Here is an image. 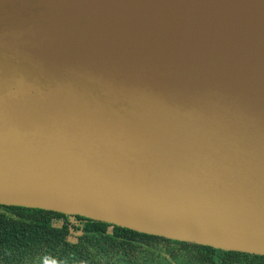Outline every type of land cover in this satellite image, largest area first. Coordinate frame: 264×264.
<instances>
[{
  "label": "water",
  "instance_id": "obj_1",
  "mask_svg": "<svg viewBox=\"0 0 264 264\" xmlns=\"http://www.w3.org/2000/svg\"><path fill=\"white\" fill-rule=\"evenodd\" d=\"M0 205L264 255V0H0Z\"/></svg>",
  "mask_w": 264,
  "mask_h": 264
},
{
  "label": "trees",
  "instance_id": "obj_2",
  "mask_svg": "<svg viewBox=\"0 0 264 264\" xmlns=\"http://www.w3.org/2000/svg\"><path fill=\"white\" fill-rule=\"evenodd\" d=\"M0 264H264V255L171 240L81 216L0 205Z\"/></svg>",
  "mask_w": 264,
  "mask_h": 264
},
{
  "label": "rangeland",
  "instance_id": "obj_3",
  "mask_svg": "<svg viewBox=\"0 0 264 264\" xmlns=\"http://www.w3.org/2000/svg\"><path fill=\"white\" fill-rule=\"evenodd\" d=\"M71 240H74L73 238H71Z\"/></svg>",
  "mask_w": 264,
  "mask_h": 264
}]
</instances>
